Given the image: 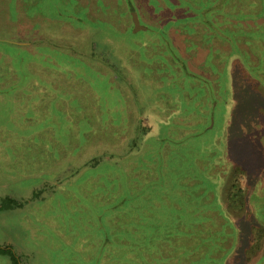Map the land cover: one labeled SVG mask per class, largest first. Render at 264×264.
Returning <instances> with one entry per match:
<instances>
[{
	"label": "rangeland",
	"instance_id": "rangeland-1",
	"mask_svg": "<svg viewBox=\"0 0 264 264\" xmlns=\"http://www.w3.org/2000/svg\"><path fill=\"white\" fill-rule=\"evenodd\" d=\"M93 1L95 2L97 10L102 13L104 19H108V17L116 18L119 16L117 13L118 10L108 7L109 3L112 5L115 3V0ZM123 1L127 3L125 21L128 24L126 26V31H123V33L115 32V29L110 26L107 20L105 21L90 16L85 12L87 6H79L73 0H37L34 4L30 5L27 14H29V16L47 18L49 21L53 20L55 26L57 23L64 24V22H68L74 27L77 26L88 31L91 30L88 38L89 42H92L93 52H100L102 49L107 51V47L109 46L111 49L118 47L121 55L124 53L133 56L134 58L130 61L127 58L124 59L123 64H125V66L122 69L116 68L118 73L123 75L126 81H129L133 86H141L143 82H138L136 71L143 67L146 78L149 79L145 84H148L150 87L153 85V93L156 92L154 96L155 99L160 98L159 94L164 92L169 93L167 96L169 100L180 99L174 97V93L179 94L181 98H183L182 92L175 89L176 86L180 85V82L174 80V78H176L174 76L175 72L178 70V67H180L179 65L181 62H177V60L173 62L168 61V59L164 57L165 53L161 55L156 52L153 53V56L149 57V59L153 57V62H150L147 60L144 53V49L150 47V45L143 47L137 44V46H134V42L140 43L146 41L141 40V38H174L175 44L181 48V46H183L182 38L186 37L196 38L199 42H202L208 47L210 43H212L211 38H205L208 31L211 32V36L216 35L214 37L217 38H232V42L229 41L230 47L227 49L228 51H218V53L221 54V62L219 60L218 65L211 61L213 51H211L210 48L209 50L211 52L208 50L204 55H194L195 65H197L196 62L205 59L203 64L206 72L207 74H213V78L207 76V78L203 80L199 76L189 73L186 69H180L182 74L178 72L179 75L186 79V81H183L186 92H191L192 96L190 98L188 97V99L193 101L196 99H203L207 105V115L212 110V115L209 116V118L207 117L206 123L203 124V126L199 124L195 131L200 133L206 130H203V127H207L209 134H205L201 141H205V138H207L206 140L210 138V141H212L211 138H218L224 134L223 120L228 116L230 100L233 99L234 96L229 84L230 74L227 71L231 68L230 66L232 63L230 64L228 62L231 56L241 57L243 59V66L247 72L245 77L254 79V81L246 79L247 83L240 86V95L235 96L247 98L250 101L253 100V102L259 101L261 105H259L260 107L257 112L254 110V107H250L249 114H253L255 111L254 116H260L258 113H262L263 109L261 106H264V100L261 101L262 98H264L262 94V92L264 93V24H261L262 21L258 20V22H261L251 27L241 23V20L236 19L234 20L235 23L232 24V30H228L222 25L227 19L228 15L225 14L227 12H234L231 15L233 19L234 17L241 18L242 22L245 20V22H248L250 25L253 24L251 20L260 13H262L264 19V0H262L263 9L260 8V5L255 1L252 3L251 1L249 2V0H237V6L232 2V5L227 9H224L227 0L203 1V3L199 4L202 10V16L209 15V9H212L217 12L220 19L216 25V27H218L217 32L215 29L212 31L206 29L207 32L202 35L199 32L201 36L196 35V28L193 32L195 34L192 35L190 34L192 31L187 28L183 29L182 26L185 22L190 24L195 18L187 17L182 19V16H194L192 13H194L195 16L199 15L200 11L198 12L197 10L190 9V4H196L200 0H120V2ZM208 1L214 3L210 5ZM86 2L89 3L90 0H86ZM246 2H248V5L245 4ZM241 3H243V5ZM181 4L184 5V7ZM107 7L109 10L104 13ZM185 8H188L191 12L185 11ZM132 12L137 13L138 20L140 24L145 27V29H143L145 31L132 32V18L130 17ZM121 13L123 14V12ZM93 14L95 15V12H93ZM180 18L187 21H179L178 24V19ZM209 18L212 21L214 20L212 14ZM168 21L173 23L174 28L168 26L165 30ZM118 25H120V23H118ZM92 29L94 32H92ZM109 35L110 38H114L110 40L112 42L107 39ZM242 38L249 39L245 42L247 45L246 51H243L237 44ZM7 39L21 40V38ZM41 42L42 44L37 45L39 51L49 55L51 54L55 57H60L65 55L62 52L71 50L69 53L67 52L66 61L70 62L72 60L74 63H70L74 67L75 62L80 64L79 60L82 61L79 56L81 54L77 53L74 49L67 46H62V48L59 49V47L53 45V42L49 38H45ZM59 42L61 45H74L80 51L86 50L81 42V38H72L71 40L69 38H60ZM103 43H106V45H103ZM33 44L34 43H30V45ZM117 44H120V46ZM1 46L5 50L11 52L16 50L15 46L10 43L0 42V47ZM225 46H227V43L223 42L222 47ZM193 47H195L194 44L188 41L187 49H193ZM150 49H153V46H151ZM17 52L21 53L23 57L28 54V50L26 52L17 50ZM89 52H91V50H89ZM116 52L118 53L117 50ZM201 52H205V49ZM8 54L11 56L13 55L10 52H8ZM92 55L95 54L92 53ZM251 55L256 58L253 59ZM50 57L52 58V56ZM52 60L54 61V58H52ZM13 63L16 64L12 61V65ZM187 63L191 69L196 72L198 71L196 69L197 66L190 65L191 60ZM235 67L237 66L234 65V68ZM19 68L20 70H24L23 65H20ZM14 70L16 71V69ZM82 70L84 72L82 73L83 76L88 81L75 80L73 78L76 82L74 83V87L77 88V91L84 87L88 89L90 98L92 95V100L93 90L98 93L100 92L103 100H109L107 79L96 75L91 67L82 66ZM1 71L5 72L6 69ZM4 75L8 74L4 73ZM9 76L10 74L8 77ZM168 76H170V81L167 80ZM192 77L200 80L199 82L201 84H197L196 87L189 86L191 83L188 80ZM12 80H14V78ZM24 82L25 79L21 81V83ZM251 84L254 85L255 90L261 91L262 96L258 92L251 90V88L249 91L248 87ZM236 86L237 85H235V87ZM157 90H159V92ZM61 91V89H57V92ZM130 91L134 92L131 88ZM141 93L142 92L139 94L141 95ZM202 95L203 98L201 97ZM78 97L80 98V96ZM78 97L72 98L71 101L77 104H79V100L82 102L85 101ZM85 97L86 96H84V98ZM76 98L78 102L75 100ZM3 99V101H0V149H2L0 150V184L6 183V185L4 188H0V193H2L0 197L2 198L9 195L19 201L26 200L36 189H39L37 185H41L42 182L45 183L43 181L44 176L54 177L51 175H56L58 177V180L54 184V188L46 186L43 191V197L27 201L24 203L26 206L24 209L0 211V246L8 244L18 257V264H197V262L206 264V258L209 255L210 248L214 246L212 241L215 239L217 240L219 236L225 234L224 227L219 231L212 232L216 234V236H213L208 226L204 224V218H189L197 220H185L188 218L183 219L182 216L184 214L186 215V212L170 213L169 210H163L166 204L163 202V198L167 197L171 201L183 200L189 207L193 204H198L206 187L214 188V186L217 185V183L213 182L215 179L209 175L210 164L208 163L211 161L202 164L201 169L199 168L200 170L195 171L192 170V166H194L196 162L193 161L194 156H191L189 160H183L184 163H188L187 165L190 166L188 170L172 171L167 170L168 166H173L171 165L172 161L169 162L170 165H167L168 163L165 164L166 161L168 162L167 159L169 156L159 155L156 160L157 177L153 183L154 187L152 189L148 191H143L142 189L136 194L116 198V201L108 202L107 200L97 197V195H92V192L89 190L93 188L90 183V181L93 180V175L96 174L104 184L108 183V178H114L113 180L115 183L117 180L120 181L118 187L124 190L127 188L126 181H136L138 172L133 171L130 167H126L127 171H125V173L118 174L119 166H111L106 162H102L99 167L96 166L93 170V162H91L90 156H92V153L102 155V141H94L95 146L92 148L93 152H85L81 155L82 157L78 160L77 166L79 172L75 174L73 171L74 178L72 180L76 181L73 183V187L68 186L66 183L67 174L64 173L62 175L63 170H61V166L67 165V167H70L73 165L69 163L67 158L69 154L65 156L62 154L65 151L63 143L61 147H47L48 151L52 150L53 153H55V151L56 153L46 158L54 157V159H57L58 163L56 167H59V169L54 172L51 170L45 171V168L40 169L39 167H35V169H33L32 165H29V168L33 170L29 171L23 169V163H26V167H28V161L26 159H40V150L43 148H40V146L38 147V143L34 141L38 138H32L30 142H26L23 145L21 138L23 134L30 132L31 135L34 136V133L37 132L38 120L27 121V111L25 112L22 107L17 106L16 102L12 101L10 98ZM92 100L90 99V101ZM210 100L214 102L215 107H210L208 105ZM113 103L114 102H111V105H113ZM47 110L52 112L54 108L49 107ZM47 110L45 111L47 112ZM82 118L85 119L86 117L82 116ZM40 125H42V123L39 124V126ZM88 126H91L89 122H79L78 131L86 132V130L89 129ZM64 131V124L62 128L61 125L57 128V132L61 136L64 134ZM198 136L201 138L203 135L200 133ZM9 137L11 140L8 139ZM42 138L43 133L41 139ZM189 139L194 141L192 135L187 138H182L181 140L183 142L186 140L189 144L191 142ZM10 141H13V145L10 144ZM211 150L214 154L220 151L219 147L216 146ZM73 151L74 150H72V152ZM81 151L83 150L78 148V152ZM205 156L208 158L207 155ZM205 156H203V158ZM199 158L201 159V157ZM41 159L43 162L45 158ZM170 159L177 160L179 157L170 156ZM85 181L88 183L86 184ZM33 187H35L34 190ZM104 188H106V186L103 187V189ZM227 189L228 187L226 185L223 190L224 197ZM16 193H20L21 196H16ZM194 199L196 200L191 204V201ZM225 199L227 198L225 197ZM153 200L158 201L157 208H159V210L155 212H153ZM250 201L255 210V215L253 217L256 220L254 221L256 223L257 221L264 222V194L260 195V197H255V195L251 196ZM111 218H115L114 221L116 222V226H113L115 227L114 229H111ZM118 219H124L125 225L119 227ZM246 220L249 221L247 217ZM240 221L241 220H239L237 247L231 252L229 262L232 264H252L257 258L259 259L261 257V247L263 246L262 237L258 245L259 247H257L258 249L252 253L251 250H246V247L250 243L248 239L253 235H251L252 233L249 232L248 229L245 230L244 225H242ZM111 231L120 232L118 235L124 236L127 242L121 243L124 246H128L132 251L131 257H127V255L123 254L124 251H121L120 254L122 255L115 259H106L102 261L100 258L98 261L93 257L94 250H101L105 237H109ZM253 237H255V235ZM84 241L87 243L85 244ZM109 245L106 248H108ZM201 247L205 249L201 255H197L196 252ZM151 249H153V254L148 253ZM85 253L86 255L83 256ZM184 253L190 256L188 261H184L186 259L183 255ZM0 264L12 263L6 254L0 253Z\"/></svg>",
	"mask_w": 264,
	"mask_h": 264
},
{
	"label": "crops",
	"instance_id": "crops-1",
	"mask_svg": "<svg viewBox=\"0 0 264 264\" xmlns=\"http://www.w3.org/2000/svg\"><path fill=\"white\" fill-rule=\"evenodd\" d=\"M36 1L37 0H0V42L7 44L10 43L16 48V50L11 52L9 50H5L2 46L0 47V65L5 66H0V101H3V98H10L12 101L16 102L17 106L22 107L25 112L27 111V121L38 120V128L37 132L34 133V136L31 135V132L21 136L22 145L26 142H30L32 138L37 137L38 139H35L34 141L38 143V147L40 146V148H43L40 150V159H26L28 161V167H26V163H23V169L30 171L35 169V167H39L40 169L45 168V171L51 170L53 172L59 169V167H56V164L58 163L57 159H54V157H51L52 159L46 158L47 156L56 153V151L55 153H53L52 150L48 151L47 147H61V144L63 143L65 151L62 154H64V156L69 154L67 155V158L69 163L73 165L70 167H67V165L61 166V170H63L62 175L66 173L67 177H70L72 171L75 172L77 169H79L77 166L78 160L82 157L81 155L85 152H93V142H91V140L87 141L88 138L92 139L94 137V118L92 115L93 102L90 101L91 98L89 97L88 89L82 87L79 91H85V93L79 94L77 88L74 87V83H76L74 79L88 81L82 74L84 73L82 66L91 67L96 75L105 77L107 79L108 88L115 87V89L118 88L121 90L120 92L122 94V98L124 99L123 104L125 108V118L127 117L129 119V116H132L134 121L132 124H135V121L138 118L141 119L146 125V130L143 132L142 141L138 147L131 148L129 145L132 134L131 129L133 130L134 128V126L130 124V131L123 136L124 139L121 144H110L106 149L103 148V153L108 151L119 154L120 157L116 159L117 163L115 164L122 166L124 171H127L126 167H130V169L133 171L138 172V178L136 181H133L135 186L140 185L141 182L152 178L153 183L155 182L157 177L156 160L159 155L169 156L167 159L168 162L166 161L165 164L168 163L167 165H170L169 162L172 161L171 165L173 166L167 167V170L172 171L188 170L190 166L187 165L188 163H184L183 160H189L191 156H194L193 161L196 162L195 165L192 166V170L195 171L200 170L202 164L211 161L208 163L210 164L209 175L215 179L213 182L217 183V185H215L214 188L206 187L204 194L200 198V202L194 205L193 203L196 199L192 200L191 204L193 205L191 207L187 206L183 200L171 201L169 198L165 197L163 198V202L166 204L163 210H169L170 213L186 212V215L184 214L182 216L183 219L188 218L185 220H197L189 218H204V224L208 226L211 233L217 230L219 231L222 227H224L225 234L219 236L217 240L215 239L212 241L214 246L210 248V253L206 258V264H232L229 262V257L231 256V252L237 247L239 220H241L240 223L244 225L245 230L248 229L253 236H256L257 230L261 228L263 242L261 252L263 253L264 222L257 221L256 223L254 221L256 220L253 217L255 215V210L253 208L252 202L250 201V197L254 195L255 197H260V195L264 194V106H261L263 109L262 113H258L260 116L255 117V111L257 112L261 103L259 101L253 102V100L250 101L247 98H239L235 96L240 95V86L247 83L246 79L251 81H254V79L245 77L247 72L243 66V59L241 57L231 56L229 58L228 62L230 64L232 63L233 65L231 64V68H229L227 71L230 74L229 84L231 86V92L234 96L233 99L230 100L228 116L223 120L225 130L224 134L218 138H211L212 141H210V138L208 140L205 138V141H201L205 134H209L207 127H203V130H206L200 132L203 135L201 138L198 136L200 133L196 132L195 130L199 124H202L203 126V124L206 123L207 117L209 118V116L212 115V110L207 115V105L203 99H196L195 101L188 99V97L190 98L192 96L191 92L189 90V92H186L183 85V81H186V79L178 73L180 72V74H182L180 69H186L189 71V73H193L203 80L206 79L207 76L213 78V74H207L206 72L203 64L205 59L196 62L197 65H195L194 55H204L210 48L211 51H213L211 61L218 65L219 60L221 62V54H219L218 51H228L227 49L230 47L229 41H231L232 38H217L214 37L216 35L211 36V33L208 31V34L205 38H211L212 41L208 47H206L202 42H199V40L196 38L185 37L182 38L183 46H181V48L175 44L176 42L174 38H167L168 40L166 42H164L162 38H153V53L156 52L161 55L165 53L164 57L165 59H168V61L173 62L177 60V62L182 63V65L180 64V67H178V70L175 72L174 76L176 78H174V80L180 82V85L176 86L175 89L182 92L183 98H181L179 94L174 93L173 96L180 99L169 100V98H167L169 93L164 92L159 94L160 98L155 99L154 96L156 92L153 93L152 85V87H150L151 94L149 95V100L148 102H145V108L139 112L136 109V105L132 102V99H130L132 98V93L130 91L129 85H133L130 84L129 81H126L123 75H120L116 69L117 67L122 69L125 66L123 61L126 58H124L125 56L122 57L120 55L119 48L115 47V49H111L108 46L107 51L102 49L100 52H93L92 42H89L88 38L91 30L88 31L77 26L74 27L68 22H64V24L57 23L55 26L53 20L49 21L47 18L29 16L27 11H29L30 5L34 4ZM73 1L79 6H87L85 12L90 16L105 21L107 20L110 23V26L115 29V32L123 33V31H126V26L128 24L125 21L127 10V3L125 1L120 2V0H115V3L112 5L109 3L108 7H112L114 10L123 12V14L118 13V17H108V19H104L102 17V13L97 10L93 0H90L89 3H87L86 0ZM250 1L252 3L255 1L260 5V8H262V0H249V2ZM232 2L235 4V6H237V0H227L225 2L226 4L224 9L230 7ZM200 3L202 2L200 1L196 4L189 3L191 7L190 9L197 10L198 12L200 11L198 16H195V14L192 13V15H194L192 17L195 18L190 24L185 22L187 20H182L189 17L186 15L182 16V19H178V24L179 21L185 22L182 24L183 29L191 28L195 30L196 28V35L201 36L207 32V28H205V25L203 24L205 17L210 22H212L214 29L217 32L218 27H216V25L220 19V16L217 15L215 10L212 11L210 9L209 15H200V13H202L199 5ZM213 3L214 2L210 3V5ZM241 4L243 5V3ZM245 4L248 5V2ZM182 6L184 7V5ZM108 7L104 13L108 12ZM185 11L191 12L188 8H185ZM93 12H95V15ZM233 13L234 12L225 13L228 16L222 26H225L224 28H227L228 30L233 29L232 24L235 23L234 20L236 19L241 20V23L247 24L251 27L257 25L261 21V24H264L262 13L251 20L253 22L251 25L244 20L248 18H244L243 22L241 18L234 17L233 19L231 16ZM211 14L214 17L213 21L209 18ZM119 19H123L124 21ZM258 20L261 21L258 22ZM118 23H120V25H118ZM168 24H170L169 26L173 27L172 22L170 23V21H168ZM132 27L133 33L136 31H145L143 29L134 30L133 21ZM92 32H94L93 29ZM193 32L194 31L190 32V34L194 35L195 33ZM108 37L109 38L107 39L110 41V35ZM7 38H21V40H10ZM45 38H49L53 42V45L59 47V49H61L62 46H67L71 49H74L77 53H80L81 55L79 56L81 57L82 61L79 60V62L81 65L75 62L74 67L71 64L74 63L72 60L70 61L71 63L66 61L67 52L69 53L71 50L62 52L65 55L60 57H55L51 54L49 55L45 52L39 51L37 45L42 44L41 41ZM60 38H69L70 40L72 38H81V42L86 50L80 51L74 45H61L59 42ZM144 39H149L146 41H151L150 38ZM247 40L249 39L242 38L237 42L243 51L247 50V45L245 44ZM188 41L194 44L195 47H193V49H187ZM223 42H226L227 46L222 47ZM30 43L34 44L30 45ZM103 45H106V43H103ZM88 49L91 50V52H89ZM203 49H205V52H201ZM17 50L25 52L28 50V54L27 56L23 57L21 53L17 52ZM8 52L13 55H9ZM92 53L95 55H92ZM50 56L54 58V61ZM251 57L253 56L251 55ZM255 58L256 57H253V59ZM189 60H191L190 65L197 66V72L190 68L189 64L187 63ZM12 61L16 64L13 63L12 65ZM20 65L24 66V70H20ZM234 65L237 67L234 68ZM5 69V72L1 71ZM14 69H16V71ZM3 72L8 75L10 74V76L8 77V75H4ZM115 73H118L120 76H117ZM13 78L14 80H12ZM24 79L25 82L21 83V81ZM167 80L170 81V76L167 77ZM188 81L191 83L189 86L196 87L197 84H201L199 82L200 80L194 77L189 78ZM235 85L237 86L235 87ZM248 88L249 91L251 88V90L258 92L261 96L262 94L264 95L263 92L261 94L260 90H255L253 84L249 85ZM57 89H61L62 91L57 92ZM157 91L159 92V90ZM78 96H80V98ZM84 96L86 97L84 98ZM75 97L84 99L85 101L82 102L79 100L78 102V99L76 98L75 100L80 105L73 103L74 101H71V99ZM201 97L203 98V95ZM263 100L264 98H262L261 101ZM208 105L210 107H215L212 100L208 102ZM49 107H53L54 110L50 112L47 110ZM250 107H254L255 111L253 114H249ZM45 110H47L48 113ZM82 116H85L86 118L84 119ZM81 121H84L85 123L89 122L91 126L85 132L86 134H90L89 137L86 135V143L80 147V150L83 151L78 152V124ZM41 123L42 125L39 126ZM63 124L65 125V131L61 136L57 132V128L60 127V125L62 128ZM42 133L43 138L41 139ZM190 135H192L194 141L189 139L191 141H189V144L186 142V140L184 142L181 140L182 138H187ZM8 139L11 140L10 137ZM12 142L13 141H10V144H12ZM215 146L219 147L220 149L217 154H214V152L211 150ZM72 150L75 152H72ZM97 155L92 153L90 160L93 161L94 157ZM205 155H207L208 158H206ZM170 156L179 157V159L171 160ZM203 156L205 157L203 158ZM199 157H201V159ZM41 158H45L43 161L45 165L43 164ZM29 165H32L33 169L29 168ZM235 172H239L238 177L235 175ZM51 176L54 177L44 176L43 181L45 183L42 182L41 185H37V188H41L46 184L51 185L53 183L54 185L58 180V177L56 175ZM67 177V185L73 186V183L76 182L75 180H72L74 176L70 178L71 180L69 177ZM233 178L238 179L240 186L243 187L241 204H239L238 201L230 204L229 194L227 192L230 190ZM85 182L86 184L88 183L87 181ZM90 183H92V180ZM5 185L6 183H1L0 188H4ZM226 185L228 187L225 194L227 199H225L223 195V190ZM34 189L35 187H33V190ZM1 194L2 193H0V195ZM16 196L21 195L20 193H16ZM157 205L158 201L153 200V212L159 210ZM25 207L26 206L24 204L22 207L15 208L13 210H22ZM246 217L249 219V221L246 220ZM212 234L213 236H216L215 233ZM253 236L248 239L250 243L246 247V250H256L252 247V245L256 242L254 239L255 237ZM204 249L205 248L203 247L199 248L196 254L201 255ZM183 255L186 257V259L183 258L185 259L184 261H188L190 256L186 253ZM258 260L259 259L257 258L252 264L258 263ZM197 264L201 263L197 262Z\"/></svg>",
	"mask_w": 264,
	"mask_h": 264
},
{
	"label": "trees",
	"instance_id": "trees-1",
	"mask_svg": "<svg viewBox=\"0 0 264 264\" xmlns=\"http://www.w3.org/2000/svg\"><path fill=\"white\" fill-rule=\"evenodd\" d=\"M202 3L204 0H200ZM199 1V2H200ZM206 1V0H205ZM210 2V1H208ZM212 10V9H210ZM213 11V10H212ZM117 13H121L117 11ZM202 15V13H200ZM192 17V16H189ZM202 18V16H201ZM203 24L205 25V28L208 30L212 31L214 29V26L212 22H210L208 19L204 17ZM169 25H166L165 30L167 29ZM190 31H194L193 29H189ZM162 33V32H161ZM211 33V32H210ZM160 34V32H159ZM163 35V34H161ZM114 38H110L112 40ZM151 41H142L140 43L134 42V46H147L150 45L153 46V38H150ZM141 40H149V39H141ZM164 42H166L168 39L167 38H162ZM120 46V44H117ZM150 47L144 49V53L146 55L147 60L150 62H153V57L149 59L150 56H153V49H150ZM121 55V53H120ZM125 56L124 58H127L129 61L134 58L133 56L126 55L123 53ZM123 55H121L123 57ZM182 65V63H181ZM110 66V65H109ZM132 66V65H131ZM183 67V66H182ZM137 73V80L138 82L142 81L143 83L141 86H131L129 85V88L133 89L134 92L132 93V102L136 105V109L141 112L143 110L145 102H148L149 100V95L151 94L150 91V86L148 84H145L149 79L146 78V75L144 73L143 67H141ZM117 76H120L118 73H115ZM141 83V82H140ZM152 86V85H151ZM108 90V98L109 100H103L100 92H96L93 90V100H92V95H91V100L93 102V109H92V115L94 118L93 122V138L92 139H87V141L93 142L94 146L95 143L94 141H102V148H107L110 144H121V142L124 139V135L127 134L130 131V124L134 123L133 117L129 116V119L124 116V99L122 98L121 90L115 87L109 88ZM114 91V92H113ZM140 92L141 95L139 94ZM85 93L79 91V94ZM89 94V93H88ZM90 97V96H89ZM127 101V100H126ZM108 102V103H107ZM111 102H114L113 105H111ZM141 104V105H140ZM135 124H132L134 126L133 130L131 129V140H130V147H138L142 141V135L143 132L146 130V125L142 122L141 119H136ZM89 127V126H88ZM86 135L89 137V133L85 132H79L78 131V148H80L84 143H86ZM79 141H80V146H79ZM13 143V142H12ZM13 145V144H12ZM103 150V149H102ZM101 150V151H102ZM120 157L119 154L111 153V152H105L102 155L99 154L96 157H94V160L91 161L93 162V170L96 166H100L102 162L108 163V165L111 166H119V171L118 174L125 173L124 169L122 166L117 165V158ZM103 165V164H102ZM101 165V166H102ZM79 172V169L75 171V174ZM236 176H239V172H235ZM74 176V172L72 171L69 179ZM67 177V178H68ZM93 180H92V185L93 188L89 189L92 192V195H97V197H100L103 200H107L108 202H114L120 197H127L132 194L138 193L140 190L143 189V191H148L149 189L153 188V178L146 180L144 182H141L140 185H134L132 181H126L127 188L124 190H121V188L118 187L120 184V181L114 182V178H108L109 181L107 184L102 183L101 179L96 176V174L93 175ZM117 185V187H116ZM48 186L49 188H54V185H45L38 190L34 191L28 199H24L23 201H19L16 198H13L9 195H6L2 198H0V211L4 210H10V209H15V208H20L24 205L29 200H33L34 198H42L43 196V191L45 190V187ZM70 186V185H68ZM103 189V187H105ZM73 187V186H71ZM242 191L243 187L240 186V183L238 179L233 178L232 185L230 187V190L228 191L229 194V199H230V204L235 203L238 201L239 204H241L242 200ZM48 192V191H47ZM46 192V193H47ZM115 218H111V224L112 227L111 229L115 228L113 226H116V222L114 221ZM122 225H125V220L124 219H118V226L121 227ZM120 232H112L109 234V237L106 236L104 239V243H102V248L101 250L99 249L98 251L94 250V256L98 261L101 258L102 261L106 259H115L121 256L120 254L121 251H124L123 254L127 255V257L132 256V251L128 248V246L122 245L121 242L125 243L127 242L124 238L123 235H118ZM262 237V232L261 228L257 230V234L255 236V244L252 245L253 249H258L259 247V242ZM101 240V236H100ZM85 242V241H84ZM111 242V243H110ZM87 242H85L86 244ZM110 244V245H109ZM109 245L108 248H106ZM103 249V250H102ZM252 249V250H253ZM255 251V250H253ZM251 251V253L253 252ZM0 253L6 254L12 264H18L19 260L18 257L15 255V253L11 250V247L7 245L0 246ZM148 253L153 254V249L149 250ZM171 253V252H170ZM210 253V252H209ZM86 253L83 255L85 256ZM260 257V256H259ZM132 259V258H131ZM264 252L261 254V257L257 261L258 263L255 264H264ZM263 262V263H262Z\"/></svg>",
	"mask_w": 264,
	"mask_h": 264
},
{
	"label": "water",
	"instance_id": "water-1",
	"mask_svg": "<svg viewBox=\"0 0 264 264\" xmlns=\"http://www.w3.org/2000/svg\"><path fill=\"white\" fill-rule=\"evenodd\" d=\"M131 18L134 24V30H139V29H145V27H143L138 20V15L135 12L131 13Z\"/></svg>",
	"mask_w": 264,
	"mask_h": 264
}]
</instances>
